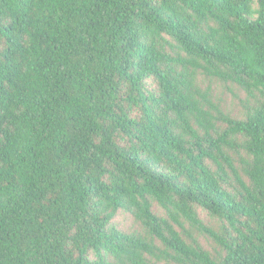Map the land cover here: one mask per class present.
<instances>
[{
  "label": "trees",
  "instance_id": "1",
  "mask_svg": "<svg viewBox=\"0 0 264 264\" xmlns=\"http://www.w3.org/2000/svg\"><path fill=\"white\" fill-rule=\"evenodd\" d=\"M0 264H264V0H0Z\"/></svg>",
  "mask_w": 264,
  "mask_h": 264
},
{
  "label": "rangeland",
  "instance_id": "2",
  "mask_svg": "<svg viewBox=\"0 0 264 264\" xmlns=\"http://www.w3.org/2000/svg\"><path fill=\"white\" fill-rule=\"evenodd\" d=\"M233 91L236 92L239 96H244L245 93L237 88L233 87ZM230 91L226 86L218 83L216 87V92L219 97L222 99V104L231 108L236 114L239 113V107L237 108L238 98L234 95V92ZM199 213L205 223L214 225L215 221L201 208H199ZM117 222L124 229H136L138 225L135 223L133 217L127 213L121 212L117 217ZM201 240L205 245H211L210 242L205 240V237L202 236Z\"/></svg>",
  "mask_w": 264,
  "mask_h": 264
}]
</instances>
